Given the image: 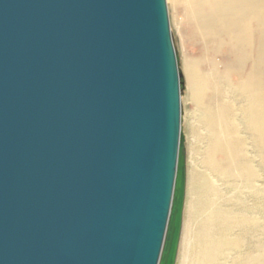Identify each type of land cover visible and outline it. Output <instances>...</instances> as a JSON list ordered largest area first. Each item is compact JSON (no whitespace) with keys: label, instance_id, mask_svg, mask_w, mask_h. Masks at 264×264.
I'll return each mask as SVG.
<instances>
[{"label":"water","instance_id":"95a60500","mask_svg":"<svg viewBox=\"0 0 264 264\" xmlns=\"http://www.w3.org/2000/svg\"><path fill=\"white\" fill-rule=\"evenodd\" d=\"M181 89L166 0H0V264H176Z\"/></svg>","mask_w":264,"mask_h":264},{"label":"bare ground","instance_id":"6f19581e","mask_svg":"<svg viewBox=\"0 0 264 264\" xmlns=\"http://www.w3.org/2000/svg\"><path fill=\"white\" fill-rule=\"evenodd\" d=\"M177 2L198 46L185 72L208 130L202 165L220 182L190 169L179 264H264V0ZM234 252L241 258L227 262Z\"/></svg>","mask_w":264,"mask_h":264},{"label":"rangeland","instance_id":"374dc122","mask_svg":"<svg viewBox=\"0 0 264 264\" xmlns=\"http://www.w3.org/2000/svg\"><path fill=\"white\" fill-rule=\"evenodd\" d=\"M166 5L168 12L170 33L176 50L178 67L182 79V89L180 94V104H181L180 125L184 136V145L186 150V191H185V203H184V211H183V224H185V221L187 220L188 217V201L190 199V194L188 190L190 169L196 168L197 171H200L201 173L203 172V174L207 175L209 178H213V177L211 174L208 173L207 169L202 165V160L208 143L207 141L208 130L204 125V111L201 107L193 103L187 90L185 63L187 59L199 57V55L197 54L198 46L197 43L192 41L188 36V30H187L188 23L183 15L182 8L180 7L177 0H166ZM235 73L236 72L234 71H231L230 73V77L232 78L231 79L232 83L236 82L233 79L236 76ZM231 94H233V92L227 91L226 100L227 99H232L234 101L238 100L235 95H232V97L230 98ZM208 97L209 94L207 93V98ZM238 102L240 101L238 100ZM237 117L238 114L236 118ZM247 146H248L247 149L249 148L248 149L249 151L252 150L250 140H248ZM214 179L215 178H213V180ZM214 182L215 184H220V182H217L216 179L214 180ZM258 183L260 184L261 182ZM225 193L227 194L228 198L232 196L231 191L228 192V190H226ZM248 203L250 204V206L258 204L257 200L254 201L253 198ZM182 239H183V235L180 241ZM182 243L183 240L181 241V243H179L176 264H179V262L181 261V255L183 249L181 245ZM247 251L248 250L246 249V247L243 248L242 254H246ZM239 258L241 257H238V252H234L231 253L229 258H227L228 260L227 262H237V259Z\"/></svg>","mask_w":264,"mask_h":264}]
</instances>
